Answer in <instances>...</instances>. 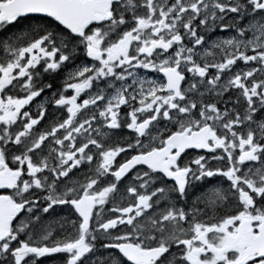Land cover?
<instances>
[{
  "label": "snow or ice",
  "instance_id": "obj_1",
  "mask_svg": "<svg viewBox=\"0 0 264 264\" xmlns=\"http://www.w3.org/2000/svg\"><path fill=\"white\" fill-rule=\"evenodd\" d=\"M56 254L264 264V0H0V264Z\"/></svg>",
  "mask_w": 264,
  "mask_h": 264
},
{
  "label": "flooded vegetation",
  "instance_id": "obj_2",
  "mask_svg": "<svg viewBox=\"0 0 264 264\" xmlns=\"http://www.w3.org/2000/svg\"><path fill=\"white\" fill-rule=\"evenodd\" d=\"M50 93L46 92L45 95H49ZM43 97H41L40 99H42ZM38 102V101H37ZM33 107H35V105H33ZM45 123H47V121H45ZM59 254H56V259H45L44 260V264H59V260H58ZM43 259V258H42Z\"/></svg>",
  "mask_w": 264,
  "mask_h": 264
}]
</instances>
